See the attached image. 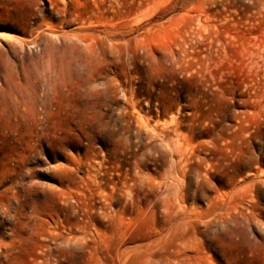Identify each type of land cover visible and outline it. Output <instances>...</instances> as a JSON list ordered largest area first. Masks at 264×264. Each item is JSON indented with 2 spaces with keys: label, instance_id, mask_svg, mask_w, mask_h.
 <instances>
[{
  "label": "rangeland",
  "instance_id": "obj_1",
  "mask_svg": "<svg viewBox=\"0 0 264 264\" xmlns=\"http://www.w3.org/2000/svg\"><path fill=\"white\" fill-rule=\"evenodd\" d=\"M0 264H264V0H0Z\"/></svg>",
  "mask_w": 264,
  "mask_h": 264
}]
</instances>
